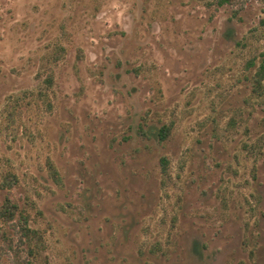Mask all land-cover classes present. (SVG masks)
Returning a JSON list of instances; mask_svg holds the SVG:
<instances>
[{"label": "rangeland", "instance_id": "rangeland-1", "mask_svg": "<svg viewBox=\"0 0 264 264\" xmlns=\"http://www.w3.org/2000/svg\"><path fill=\"white\" fill-rule=\"evenodd\" d=\"M263 17L0 0V264H264Z\"/></svg>", "mask_w": 264, "mask_h": 264}, {"label": "trees", "instance_id": "trees-1", "mask_svg": "<svg viewBox=\"0 0 264 264\" xmlns=\"http://www.w3.org/2000/svg\"><path fill=\"white\" fill-rule=\"evenodd\" d=\"M249 0H217V3L219 5H224V4H228V5H234L237 6L238 9H241L243 7H245L246 2ZM260 2L264 3V0H259ZM238 10H235V13ZM261 24L264 25V17L261 19ZM249 66H254L256 67V71H255V76H254V82L257 84V87H261L263 84V80H264V48L262 50L259 51L258 55L253 57L250 61H249ZM166 127H161L159 129L158 135L160 139H163L166 137ZM161 164H162V172L166 173L167 172V160L165 157H163L161 159ZM58 175V174H57ZM12 187V185H11ZM11 187H5L8 188L9 190L11 189ZM12 197H9V201H10V206H12L11 211H7L10 212L9 215L7 216V220H10L13 216H14V209L16 208L15 203H11ZM10 209V207H7V210ZM22 222H21V233L22 236L26 239L27 244H30L31 241V235L30 233H33L34 236L36 235L37 230L31 229L29 226H27V218L26 216L22 215L21 217ZM38 241H40L41 236L37 237Z\"/></svg>", "mask_w": 264, "mask_h": 264}]
</instances>
